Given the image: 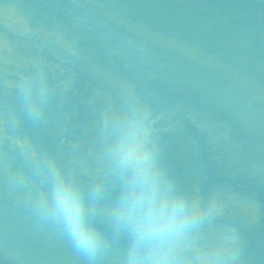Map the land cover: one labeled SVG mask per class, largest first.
<instances>
[{
    "label": "water",
    "instance_id": "1",
    "mask_svg": "<svg viewBox=\"0 0 264 264\" xmlns=\"http://www.w3.org/2000/svg\"><path fill=\"white\" fill-rule=\"evenodd\" d=\"M5 4L26 17L24 34L4 28ZM37 67L58 86L34 121L16 84ZM132 93L172 110L161 122L174 125L160 134L166 164L188 187L234 197L222 222L240 230L243 264H264V0H0V264H85L32 217L31 194L47 178L17 141L54 156L85 190L112 182L102 212L115 178L111 129L98 117ZM221 226L207 223L194 241ZM108 236L101 264H116L124 239Z\"/></svg>",
    "mask_w": 264,
    "mask_h": 264
},
{
    "label": "clouds",
    "instance_id": "2",
    "mask_svg": "<svg viewBox=\"0 0 264 264\" xmlns=\"http://www.w3.org/2000/svg\"><path fill=\"white\" fill-rule=\"evenodd\" d=\"M2 23L7 30L27 31L28 21L14 5L3 6ZM57 86L43 67L20 77L18 97L32 120L41 119ZM171 115L172 110H158L135 93L124 106L101 112V127L111 129L105 150L115 178L102 212L97 206L112 182L98 177L85 190L54 156L19 139L17 146L47 178L46 186L31 194L35 222L54 226L85 264H101L110 247L108 232L124 239L116 264H243L244 238L236 225L222 222L234 197L219 187L202 192L186 186L164 160L160 134L174 125L161 127V122ZM211 221L221 222L220 231L211 240L195 242Z\"/></svg>",
    "mask_w": 264,
    "mask_h": 264
}]
</instances>
